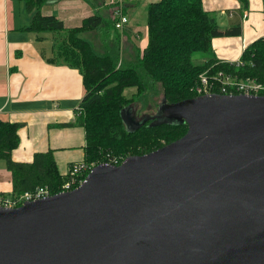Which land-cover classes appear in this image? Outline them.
I'll return each mask as SVG.
<instances>
[{
  "label": "water",
  "instance_id": "water-1",
  "mask_svg": "<svg viewBox=\"0 0 264 264\" xmlns=\"http://www.w3.org/2000/svg\"><path fill=\"white\" fill-rule=\"evenodd\" d=\"M134 108L120 110L127 130L186 131L95 164L70 190L0 207V264H264V94Z\"/></svg>",
  "mask_w": 264,
  "mask_h": 264
},
{
  "label": "trees",
  "instance_id": "trees-1",
  "mask_svg": "<svg viewBox=\"0 0 264 264\" xmlns=\"http://www.w3.org/2000/svg\"><path fill=\"white\" fill-rule=\"evenodd\" d=\"M46 0H24L27 10H33L27 29L31 31H65L57 42V56L76 67L82 78L84 94L76 113L84 128V160L94 158L97 163L108 157H117L120 163L131 154H141L181 136L186 123L149 125V121L135 130H127L120 110L148 88L158 87L161 100L175 102L197 95L194 92L198 74L208 67L232 71L238 76H249L264 82V38H257L242 51V65L235 66L210 56L211 38L239 33L235 24L219 29L214 16L202 6L201 0H156L146 6L147 42L135 60L115 67L112 51L99 54L80 33L108 23L98 14L82 18L79 25L64 27L54 14H43ZM245 3V0H239ZM113 26V24H112ZM195 53L204 54L202 61L194 62ZM134 87L132 97L123 90ZM79 110V111H78ZM82 118H81V117ZM19 123L0 119V159L11 173L12 191L17 194L38 185L59 192L64 180L50 150L37 151L31 161L20 162L11 158L17 147Z\"/></svg>",
  "mask_w": 264,
  "mask_h": 264
},
{
  "label": "crops",
  "instance_id": "crops-1",
  "mask_svg": "<svg viewBox=\"0 0 264 264\" xmlns=\"http://www.w3.org/2000/svg\"><path fill=\"white\" fill-rule=\"evenodd\" d=\"M156 0H130L124 5L129 21L126 39L140 53L147 42L146 6ZM210 14L217 11L219 29L235 24L239 33L211 38L210 56L232 62L257 38H264V0H201ZM43 14H54L65 28L79 25L90 14L100 15L111 27L112 10L105 0H46ZM212 12V13H211ZM33 10L24 0H0V119L17 122L19 143L11 152L15 161L29 162L37 151L50 150L61 174L84 159L85 132L76 121L84 94L79 70L55 56L65 31H31ZM213 15V14H212ZM89 39L86 33L80 34ZM136 114V112L134 111ZM12 191L11 173L0 159V193Z\"/></svg>",
  "mask_w": 264,
  "mask_h": 264
},
{
  "label": "built area",
  "instance_id": "built-area-1",
  "mask_svg": "<svg viewBox=\"0 0 264 264\" xmlns=\"http://www.w3.org/2000/svg\"><path fill=\"white\" fill-rule=\"evenodd\" d=\"M127 2H130V0H105V4L112 10V24L116 30L124 31V28L129 21L127 14L124 12V5ZM230 63L235 66L242 65L240 57ZM194 92L197 96L198 94L209 92L220 94L242 93L246 95H257L264 94V82L258 81L249 76H238V74L232 71H226L225 69L214 70L211 66L203 69V71L198 74ZM103 162L117 164L118 158L115 156L108 157ZM94 164L95 162H87L84 159L71 163L64 174L65 177L60 184L59 191H67L79 185ZM50 194V188L45 185H38L35 186V188L17 194L0 193V207H15L25 200L42 198Z\"/></svg>",
  "mask_w": 264,
  "mask_h": 264
},
{
  "label": "rangeland",
  "instance_id": "rangeland-1",
  "mask_svg": "<svg viewBox=\"0 0 264 264\" xmlns=\"http://www.w3.org/2000/svg\"><path fill=\"white\" fill-rule=\"evenodd\" d=\"M212 13V12H211ZM218 13L217 11L213 12V16L216 17ZM88 36L89 39H85L90 43V47L94 49L95 52L99 54L105 53L107 51H112L116 55V65L118 67L123 63H129L132 60L134 61L137 56V46L135 43H131L126 39L125 33L119 30H114L110 24L98 26L94 29H88L84 32L82 31L80 34H84ZM147 33V27H146ZM65 36V35H64ZM204 54L195 53L193 55L194 62L202 61V56ZM55 56H57V52H55ZM58 57V56H57ZM136 91L134 87H126L123 90V94L126 98L132 97V94ZM161 92L158 87L148 88L145 92H143L138 98H134L130 102L133 105L134 111L136 115L139 116L143 113L153 114L157 108L158 103L161 101ZM79 111V110H78ZM79 115L83 116L82 110L76 113V121L71 122L76 125H79ZM80 116V117H81ZM82 118V117H81ZM90 161L95 162L94 158L90 157ZM87 161V162H90ZM94 164V165H95ZM7 194V192H5Z\"/></svg>",
  "mask_w": 264,
  "mask_h": 264
},
{
  "label": "flooded vegetation",
  "instance_id": "flooded-vegetation-1",
  "mask_svg": "<svg viewBox=\"0 0 264 264\" xmlns=\"http://www.w3.org/2000/svg\"><path fill=\"white\" fill-rule=\"evenodd\" d=\"M154 113H155V112H154ZM147 114H148V113H147ZM136 116H137V115H136ZM138 120H139L138 117H136V118H135V121H138Z\"/></svg>",
  "mask_w": 264,
  "mask_h": 264
}]
</instances>
